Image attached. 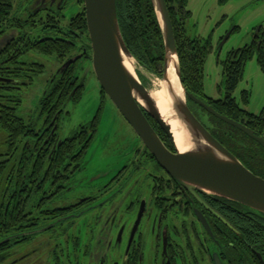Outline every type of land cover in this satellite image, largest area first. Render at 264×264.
Here are the masks:
<instances>
[{
	"label": "flooded vegetation",
	"instance_id": "flooded-vegetation-1",
	"mask_svg": "<svg viewBox=\"0 0 264 264\" xmlns=\"http://www.w3.org/2000/svg\"><path fill=\"white\" fill-rule=\"evenodd\" d=\"M30 1L28 10H34V14L19 12L18 16L23 17L13 22V32L0 36V58L11 53L16 39L27 35L17 33V28L21 30L28 22H37L41 10L51 14L61 12L71 0ZM229 1L221 0V3L225 5ZM238 30L232 24L217 50L212 37L198 39L206 47L209 46L211 52H217ZM9 35L15 36L12 39ZM62 37L65 35L62 34ZM73 46L74 50L61 63V69L71 59H80L64 72L61 69L57 71L44 94L46 96L50 91L49 86L55 85L54 94L58 98L51 99L42 109L39 107V120L30 122L36 128L30 136L28 151L32 158L35 155L41 158V162L32 163L22 183H18L17 179L12 187L6 213L10 207H19L24 218L21 226L12 229L21 230V233L8 236L10 241L0 246V264H215V255L223 264H235V252L243 255L241 264H255L256 255L264 264L261 254L253 246L248 245L247 249L243 247L239 251L236 245L240 242L230 234L242 236L240 226L235 222L244 221L243 215L247 212L238 207L240 204L236 206L237 203L199 192H196L198 196L193 194L158 164L134 130L124 139L128 146H123L126 151L121 152L122 158L114 173L110 175L100 171L88 177L86 158L99 131L101 110L93 121L81 125L69 137L61 134L62 121L70 115L66 109L68 104L79 103L85 90L79 68L85 61H91L93 65L91 41L77 40ZM247 46L255 47L258 54L264 53L263 27L255 30L253 43ZM22 57L18 62L25 64L21 62ZM9 58L0 61L4 65L0 66V90L22 92L27 88L30 75L11 68ZM143 80L149 88L148 81ZM246 94L249 92L244 91V102ZM101 96L104 101L108 100L103 89ZM209 98L216 101L224 99ZM63 99L65 101L59 107L58 103ZM199 100L214 109L206 100ZM188 105L214 136L212 117L218 118L190 99ZM144 115L166 147L176 153L161 127L146 111ZM224 124L231 127L225 131L233 136V131L238 135L239 132L245 134ZM211 210L225 218L237 232L221 222ZM199 215L206 219L213 236ZM248 217L252 220L253 215Z\"/></svg>",
	"mask_w": 264,
	"mask_h": 264
},
{
	"label": "trees",
	"instance_id": "trees-1",
	"mask_svg": "<svg viewBox=\"0 0 264 264\" xmlns=\"http://www.w3.org/2000/svg\"><path fill=\"white\" fill-rule=\"evenodd\" d=\"M16 1L0 0V36L8 34V31L12 33L13 22H18L21 19L15 11ZM165 1L174 26L182 80L186 90L197 98L206 100V103L210 104L220 114L245 124L254 130L258 137L264 138V112L260 115L251 114L233 98L249 60L257 56L258 62L264 70V53L258 54L255 47L249 46L229 53L223 62L226 97L218 101L210 99L205 92L204 72L211 49L209 46L206 47L198 38L191 37L188 31L186 32V24L188 25L191 19L188 0ZM116 2L121 31L127 47L147 72L161 78L163 76L165 49L152 0H116ZM80 4L84 6V0H80ZM65 9H61V12L55 11V13L47 15L45 19H39V23L30 21L25 25L34 29L41 27L43 41L41 40L42 36L30 39L29 35H23L21 39L15 40V46L10 49L11 53L0 58V61H3L10 57L9 66L11 68L21 72V74L28 73L30 75L28 78L29 86L33 84L36 76L44 73L45 67L34 63L21 64L18 62L20 57L29 53H39L48 57L56 56V59L63 63L74 50L73 45L77 43V40L90 43L85 7L66 24H64ZM62 34L65 37H62ZM14 36L9 35L12 39ZM0 66L4 65L0 64ZM142 79L144 78L142 77ZM49 89L50 91L41 101V109L51 99L54 101L58 98L54 94L55 85L49 86ZM17 92L6 89L0 92V129L5 134L4 146L6 147L5 152H0V243L8 239L10 235L21 233V230L12 229L23 224L22 208L10 207L6 213L14 183L17 179L18 183H22L24 176L29 174L32 163L37 161L39 164L41 162V158H36V155L32 158L28 151L32 138L30 136L35 133L36 125L27 123L18 115L22 100L15 95ZM248 97L249 94H246V103H248ZM64 101L65 99L58 103L59 107ZM227 127L231 128L212 117L211 129L214 137L221 141L247 169L264 179V148L240 132L239 135L234 134L233 136L231 132L225 131ZM238 207L245 210L247 214L243 215L244 221L237 220L235 222L240 226L242 236L238 237L230 233L234 237L233 239L240 242L236 247L241 251L243 247L247 249L248 245L253 246L255 251L261 254L264 261V215L241 205ZM249 214L253 215L252 220L248 217ZM235 258H237L236 261ZM235 258L234 263L241 264L240 259L243 258V255L240 256L235 252ZM255 264H262L257 255L255 256Z\"/></svg>",
	"mask_w": 264,
	"mask_h": 264
},
{
	"label": "water",
	"instance_id": "water-1",
	"mask_svg": "<svg viewBox=\"0 0 264 264\" xmlns=\"http://www.w3.org/2000/svg\"><path fill=\"white\" fill-rule=\"evenodd\" d=\"M164 42V68L162 84L170 96V109L190 143V150L180 152L175 145L171 124L161 115L153 98L154 89L144 84L145 70L130 52L123 37L118 18L116 0H84L88 31L93 51V67L98 82L119 113L131 126L158 164L181 185L198 196L222 198L264 215V179L247 169L205 128L190 110L188 99L206 109L224 123L231 125L254 139L264 148V138L255 135L245 125L218 114L194 95L182 80L177 42L169 9L165 0H152ZM229 38L227 36L226 40ZM225 43V42H223ZM176 58V74L181 92L173 86L169 76ZM80 57L68 61L61 71L68 69ZM133 66V72L126 67ZM146 73L150 74L145 70ZM154 76L153 74H150ZM161 127L176 149L172 153L155 132L144 111ZM226 226L237 230L220 214L211 210ZM200 220L211 236L206 219ZM27 235V234H26ZM31 235V234H29ZM7 239L0 246L7 244ZM215 264H223L214 256Z\"/></svg>",
	"mask_w": 264,
	"mask_h": 264
},
{
	"label": "rangeland",
	"instance_id": "rangeland-1",
	"mask_svg": "<svg viewBox=\"0 0 264 264\" xmlns=\"http://www.w3.org/2000/svg\"><path fill=\"white\" fill-rule=\"evenodd\" d=\"M30 3V0H17L15 11L17 13L23 11V14L27 15L34 14V10H28ZM84 7L85 5L80 4V0H71L64 10L66 18L64 24L83 11ZM188 10L191 12V19L187 25L189 35L202 40L212 37L215 50L220 46V40L224 38L232 24L239 28L220 51L211 52L205 65L206 94L215 99L224 98L223 62L231 50L252 45L255 30L264 28V0H230L225 5L221 3V0H188ZM49 14L51 12L41 10L39 17L36 18L37 22L38 19H45ZM16 32L25 33L33 39L42 36L41 27L34 29L25 26L21 30L17 28ZM21 62L45 67L44 73L36 76L32 85L29 86V82L24 91L15 93L22 100L18 115L30 123L39 120L41 99L46 93L49 82L61 69L62 61H58L56 56L48 57L39 53H29L21 58ZM142 73L148 77L149 89L162 90V78L152 76L145 70H142ZM79 77L84 82L85 90L79 103L68 104L66 109L70 115L62 121L61 134L63 137H69L81 125L93 121L101 110L99 131L86 158L87 174L88 177H93L100 171H105L111 175L120 164L121 152L126 151L123 146H128L124 139L133 129L109 98L105 101L102 99V89L91 61H85L80 66ZM244 91L249 92L248 103L243 101ZM234 97L237 103L248 112L255 115L264 112V70L257 56L246 64L243 78ZM233 133L236 134L234 131ZM4 139L5 134L0 129V152L6 151Z\"/></svg>",
	"mask_w": 264,
	"mask_h": 264
},
{
	"label": "bare ground",
	"instance_id": "bare-ground-1",
	"mask_svg": "<svg viewBox=\"0 0 264 264\" xmlns=\"http://www.w3.org/2000/svg\"><path fill=\"white\" fill-rule=\"evenodd\" d=\"M175 64H176V58L174 59V64L170 69L169 76L173 86L178 90V92H181L179 81L176 74ZM126 67L131 72H133V66L129 62H126ZM152 95L155 101L157 102V106L161 115L171 124L175 138V145L177 149L180 152H187L188 150H190L191 145L188 141L187 135L185 134L183 128L181 127L179 122L171 115L172 114L170 109L171 101H170V96L167 93L166 86H163L162 90H154Z\"/></svg>",
	"mask_w": 264,
	"mask_h": 264
}]
</instances>
